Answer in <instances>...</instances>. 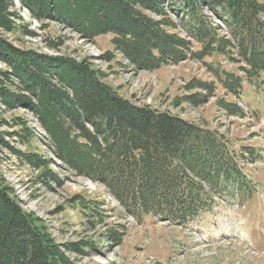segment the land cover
I'll return each instance as SVG.
<instances>
[{
    "label": "trees",
    "instance_id": "trees-1",
    "mask_svg": "<svg viewBox=\"0 0 264 264\" xmlns=\"http://www.w3.org/2000/svg\"><path fill=\"white\" fill-rule=\"evenodd\" d=\"M20 1L37 20L57 21L84 38L113 35L116 51L142 70L177 64L191 54L192 41L168 31L177 23L166 13L167 4L184 16L188 35L203 44L199 56L209 51L233 54V43L205 15L208 8L238 43V55L249 68L244 69L247 80L254 84L264 75V0ZM14 7L11 0H0V64L12 69L0 71V98L11 108H28L50 136L57 157L79 175L105 185L132 213H151L179 224L210 211L231 182H246L228 141L216 131L169 112L138 108L85 62L10 45L3 34H12L17 26L14 18L20 17L11 11ZM228 76L221 81L224 88L240 95L244 77ZM13 77L24 93L2 86L12 85ZM201 84L208 88L209 83ZM209 88L216 89L214 84ZM220 102L232 114L245 115L240 107ZM11 193L0 180V264H67Z\"/></svg>",
    "mask_w": 264,
    "mask_h": 264
},
{
    "label": "rangeland",
    "instance_id": "rangeland-1",
    "mask_svg": "<svg viewBox=\"0 0 264 264\" xmlns=\"http://www.w3.org/2000/svg\"><path fill=\"white\" fill-rule=\"evenodd\" d=\"M11 3L20 18H14L12 34H3L10 45L22 52L85 62L138 108L169 112L216 131L228 141L247 178L231 182L210 211L185 224L132 213L105 185L79 175L57 157L50 136L28 108H11L0 98V180L67 264H264V75L254 84L247 80L244 69L249 68L226 23L205 9L234 49L233 54L209 51L199 56L203 44L185 31L184 16L165 5L177 23L168 31L190 39L191 54L177 64L142 70L116 51L113 35L84 38L57 21L37 20L20 0ZM0 71L12 69L0 64ZM230 74L244 77L240 95L231 94L221 82ZM201 83H209L208 88ZM210 84L216 87L213 92ZM2 86L24 93L14 77L12 85ZM220 101L240 107L245 115L232 114Z\"/></svg>",
    "mask_w": 264,
    "mask_h": 264
}]
</instances>
